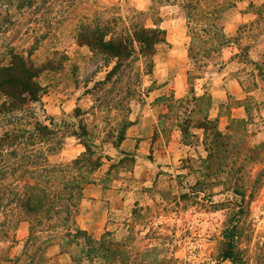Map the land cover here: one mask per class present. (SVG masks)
Here are the masks:
<instances>
[{
  "label": "rangeland",
  "instance_id": "obj_1",
  "mask_svg": "<svg viewBox=\"0 0 264 264\" xmlns=\"http://www.w3.org/2000/svg\"><path fill=\"white\" fill-rule=\"evenodd\" d=\"M55 1L49 0L39 13H14V25L1 37L0 50L10 43L32 53L33 63L43 71L37 82L44 93L31 112L40 121L52 119L55 127L69 133L83 124L89 135L81 141L102 158L93 185L111 191L117 202L113 206L105 193L107 224L97 236L90 235L99 239L110 231L121 236L132 225L138 234L131 244L134 252L156 246L179 264H218L222 232L231 211L237 209L234 205H242L239 247L247 264H264V0H204V9L216 13L213 23L229 39V45L209 63L195 62L189 56L191 39L192 47L197 43L191 32L208 23L187 17L186 0L171 4ZM107 9L104 18L115 15L127 20L140 14L139 22L146 28L158 24L165 32L166 42L157 49L152 77L143 78V88L150 93L142 102L123 93L131 73L122 84V93L112 84L96 87L110 67L76 41L80 24ZM200 37L198 41L211 42L205 35ZM194 97H203L202 103H195ZM2 101L0 96V105ZM49 104L55 108L49 109ZM53 110L58 112L51 114ZM204 112L208 117L210 113L213 126L223 134L232 121L242 123L236 132L240 155L219 166L215 174L206 170L212 132L194 129V124L187 134L180 131L186 117L200 121ZM127 121L133 123L126 130L129 141L116 149L111 137ZM12 127L13 123L0 121V133ZM147 131L154 133L152 146L139 143L149 138ZM78 144L73 137L65 138L51 162L78 158L85 152ZM233 160L238 161L234 175L229 171ZM80 214L79 208L77 218ZM4 220L0 211V223ZM5 231L7 238H1L0 231V264H28L23 258L28 224L20 220L15 229L9 225ZM4 258L13 261L4 262ZM33 264L73 263L52 245L38 251Z\"/></svg>",
  "mask_w": 264,
  "mask_h": 264
},
{
  "label": "trees",
  "instance_id": "obj_2",
  "mask_svg": "<svg viewBox=\"0 0 264 264\" xmlns=\"http://www.w3.org/2000/svg\"><path fill=\"white\" fill-rule=\"evenodd\" d=\"M63 1L66 0L55 2ZM155 1L159 4H171L175 0ZM48 2L49 0H0V39L14 25V13L19 16L26 12L39 13V8ZM183 9L188 11L187 17L193 22L208 23L191 32L197 43L193 48L191 39L189 56L195 62L214 61V55L219 56L229 45L223 28L213 23L216 13L211 15L206 12L204 0H186ZM108 12L107 9L91 19L86 18L78 28L76 41L79 46L86 47L90 53L99 56L106 67H110L104 80L96 83V87L112 84L118 93H122V84L131 73L132 78L123 93L126 98L142 102L150 93V89L143 88V78L152 77L157 49L166 42L165 32L158 24H154V28H146L139 22L140 14L127 20L115 15L104 18L103 15ZM201 35H205L211 42L198 41ZM194 50L197 51L194 53ZM31 56V52L18 50L10 43L0 50V96L3 100L0 105V121L13 123L11 130L0 133V211L5 218L0 223L1 238L8 236L6 227L10 225L15 229L17 223L24 220L28 224V237L23 258L28 260V264L36 262L37 252L44 246L52 245H57L73 264H179L156 246L132 251L131 244L138 238L132 225H128L126 233L121 236L106 231L99 239L79 228L77 216L83 191L86 186L95 184L94 174L101 167L102 158L95 155L91 146L81 141L89 135L83 124L78 127L79 133H69L55 127L52 119L45 117L44 121H40L31 112V106L39 103L44 93L37 82L43 71L33 63ZM194 98L195 103L201 104L203 101V97ZM161 100L167 101L166 97ZM174 103L172 99V108ZM203 114L200 121L186 117L180 131L187 134L189 125L194 124V129L212 132L206 170L215 174L219 166L240 155V139L236 132L241 129L242 123L232 121L227 127V133L223 134L213 126V121L206 112ZM165 116L162 115L161 118L164 119ZM209 124L212 125L211 128L208 127ZM132 125L131 121H127L118 128L111 137L114 148H120L126 139V130ZM68 128L70 127L66 130ZM67 137L80 141L85 152L69 162H51V158L62 149ZM237 163L238 161L233 160L229 169L233 175L236 174ZM234 207L237 209L231 211L222 232L223 242L218 250V264H247L239 247L243 236L242 215L245 211L242 205ZM8 218L14 220L10 221ZM14 260L18 261L19 258ZM2 261L13 260L4 258Z\"/></svg>",
  "mask_w": 264,
  "mask_h": 264
},
{
  "label": "crops",
  "instance_id": "obj_3",
  "mask_svg": "<svg viewBox=\"0 0 264 264\" xmlns=\"http://www.w3.org/2000/svg\"><path fill=\"white\" fill-rule=\"evenodd\" d=\"M48 107L49 109H54L55 105L51 106L49 104ZM50 112H52L51 114H56L58 111L53 110ZM217 116L218 115L216 113L214 117L217 118ZM209 118H211L210 113H209ZM146 133L149 136V138L140 140L139 143L140 145L149 143V146H152L153 143L152 137L154 136L153 135L154 133L152 131L150 132L147 131ZM129 136L130 135L127 134V138L123 143L129 141L128 139ZM76 147H79V150H81L82 146L78 144L76 145ZM105 193H109V196L111 198L110 203L113 204L114 206L117 202V199L113 197L112 195L113 193L111 191L103 190L102 186L100 185H93V184L88 185L85 187L83 191V200L80 205L81 214L77 218V224L79 228H81V230H84L89 234H93L94 236H97L99 231L101 229H104L105 225L107 224L109 209L107 206H105V204H107L104 198Z\"/></svg>",
  "mask_w": 264,
  "mask_h": 264
}]
</instances>
